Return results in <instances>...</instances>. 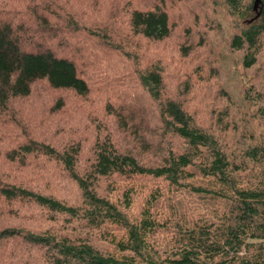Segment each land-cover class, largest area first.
I'll list each match as a JSON object with an SVG mask.
<instances>
[{
    "label": "trees",
    "instance_id": "obj_1",
    "mask_svg": "<svg viewBox=\"0 0 264 264\" xmlns=\"http://www.w3.org/2000/svg\"><path fill=\"white\" fill-rule=\"evenodd\" d=\"M222 3L235 26L229 51L241 53L245 70L260 64V73L238 88L237 99L231 85L222 89L226 105L204 127L179 96L165 95L159 64H136L143 102L139 109L104 104L122 138L98 125L86 166L80 141L56 149L28 139L7 150L10 161H52L68 195L0 182V196L35 205L53 224L1 228L0 264H264V0ZM169 16L160 4L134 8L130 30L162 41L175 23ZM39 81L88 91L72 59L56 48L31 49L0 24V118Z\"/></svg>",
    "mask_w": 264,
    "mask_h": 264
},
{
    "label": "rangeland",
    "instance_id": "obj_2",
    "mask_svg": "<svg viewBox=\"0 0 264 264\" xmlns=\"http://www.w3.org/2000/svg\"><path fill=\"white\" fill-rule=\"evenodd\" d=\"M152 4H160L175 21L170 35L159 42L130 30L132 10ZM222 4V0H0V24L10 25L31 49L56 48L57 54L76 63L88 82L87 93L76 95L39 81L31 95L10 101L0 118V182L67 197L65 181L52 161L33 155L24 162L10 161L6 151L28 139L56 149L80 141V162L86 166L98 125L122 138L104 104L109 101L117 107L126 102L139 109L143 102L136 64H159L165 95L179 96L200 125L211 126L214 111L226 105L221 90L231 85L237 99L238 88L262 70L260 64L258 70H245L241 53L229 51L225 41L235 26ZM108 183L104 180L102 186ZM141 200L137 194V205ZM39 210L31 203L8 202L0 196V229L53 225Z\"/></svg>",
    "mask_w": 264,
    "mask_h": 264
}]
</instances>
